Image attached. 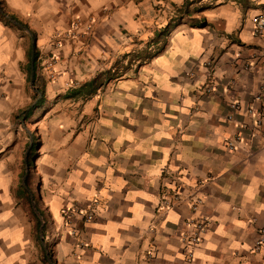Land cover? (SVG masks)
Listing matches in <instances>:
<instances>
[{"label":"crops","instance_id":"crops-1","mask_svg":"<svg viewBox=\"0 0 264 264\" xmlns=\"http://www.w3.org/2000/svg\"><path fill=\"white\" fill-rule=\"evenodd\" d=\"M242 2L0 0V264H183L200 216L192 264H264V0Z\"/></svg>","mask_w":264,"mask_h":264},{"label":"built area","instance_id":"built-area-1","mask_svg":"<svg viewBox=\"0 0 264 264\" xmlns=\"http://www.w3.org/2000/svg\"><path fill=\"white\" fill-rule=\"evenodd\" d=\"M251 25H252V31L253 34L258 37L264 38V11H261L260 13H257L251 17ZM79 27V21L75 19L71 23V30L60 37L57 40V44L59 45L64 37H75L77 35V29ZM212 59H208L204 61V66L206 68L213 67ZM244 66L246 68L250 67L249 61H246L244 63ZM204 86L205 92H210L213 89V85L210 81H207ZM250 94L255 100H260L262 96L264 95V87L260 90H250ZM234 107L237 108V105L234 104ZM260 124V116H255L254 125L258 126ZM240 136L237 135L234 140L227 141V144L230 148L234 147V143L236 141H239ZM180 193L177 191L174 194V200L179 199ZM189 207L192 211H195L198 206L202 203V198L199 194L196 192H193L189 196ZM162 205L166 208L172 207L174 205V201H171L168 198H163ZM94 206H89L86 211L82 215V220L84 222L90 221L94 217ZM210 219L206 216H200V217H189L185 220L186 223V229L182 230L178 234L179 240L184 244L185 246V255L183 258V264H192L194 259V250L199 246V243L201 241V236L205 232L207 226L209 225ZM76 231L73 229L72 233H75ZM262 249L264 252V232L260 234L259 239L256 242V246L254 250H260ZM264 262V260H263ZM53 264V263H52Z\"/></svg>","mask_w":264,"mask_h":264},{"label":"trees","instance_id":"trees-1","mask_svg":"<svg viewBox=\"0 0 264 264\" xmlns=\"http://www.w3.org/2000/svg\"><path fill=\"white\" fill-rule=\"evenodd\" d=\"M237 1H239V2H242V1H245V0H237ZM243 3V2H242ZM245 3V2H244ZM11 18H13V16H11ZM93 82H89V83H87V84H85L84 86H81L76 92H77V94L78 93H82V92H85L86 94H89L90 92H92L95 88H93L92 86H93V84H92ZM48 257H49V259L51 260V262L53 263L54 261H53V258H52V255H51V251L50 250H48Z\"/></svg>","mask_w":264,"mask_h":264},{"label":"rangeland","instance_id":"rangeland-1","mask_svg":"<svg viewBox=\"0 0 264 264\" xmlns=\"http://www.w3.org/2000/svg\"><path fill=\"white\" fill-rule=\"evenodd\" d=\"M37 188H38V185H35V186L33 185V188H31L32 189L31 195L33 194L35 197H37V194H38L37 193V190H38Z\"/></svg>","mask_w":264,"mask_h":264},{"label":"water","instance_id":"water-1","mask_svg":"<svg viewBox=\"0 0 264 264\" xmlns=\"http://www.w3.org/2000/svg\"><path fill=\"white\" fill-rule=\"evenodd\" d=\"M1 13L6 16V14L4 12H1Z\"/></svg>","mask_w":264,"mask_h":264}]
</instances>
